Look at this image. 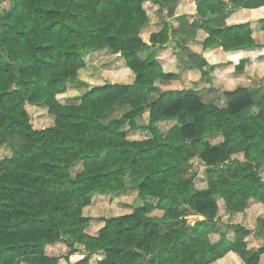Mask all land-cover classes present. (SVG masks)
<instances>
[{"label": "trees", "instance_id": "1", "mask_svg": "<svg viewBox=\"0 0 264 264\" xmlns=\"http://www.w3.org/2000/svg\"><path fill=\"white\" fill-rule=\"evenodd\" d=\"M176 1L9 0L0 9V145L12 149L0 168V264H89L99 253L104 257L97 264H214L231 255L258 264L264 244L249 249L252 230L240 224L231 226L235 236L229 239L218 212L219 201L226 214L247 216L264 207V74L255 88L244 85L245 78L222 86V107L203 102L193 88L159 89L149 101V88L179 79L180 72H164L155 57H139L140 50H164L172 41L166 21L150 25L144 4L171 14ZM194 3L195 31L178 37L193 56L209 48H261L252 34L264 32V18H245L264 2L240 7L231 16L240 20L222 27H214L209 15H225L227 0ZM89 54H96V73H88L80 96L69 93L67 84L79 81ZM118 58L120 69L103 68ZM218 66L201 57L187 69L211 83ZM59 95L79 101L64 103ZM27 104L44 108L53 123L34 128ZM121 105L128 110L105 123ZM156 123L175 129L178 138H162ZM136 131L145 136L130 139ZM216 136L223 140L210 144ZM234 142L243 145L234 150ZM197 165L207 173L202 189L194 182ZM182 168L193 175L180 177ZM129 190L143 202L128 214L98 218L97 232H87L93 219L83 210L93 197ZM256 214H249L253 232L264 238V217ZM188 215L203 219L189 225ZM214 233L218 238L211 240ZM59 244L67 251L47 252L61 250ZM79 246L87 254L71 262Z\"/></svg>", "mask_w": 264, "mask_h": 264}, {"label": "rangeland", "instance_id": "2", "mask_svg": "<svg viewBox=\"0 0 264 264\" xmlns=\"http://www.w3.org/2000/svg\"><path fill=\"white\" fill-rule=\"evenodd\" d=\"M263 2L264 0H238V1L230 0L228 1V4L224 9L225 15L217 14V15H209V16H211L212 24L214 27H222L226 24L225 21H226L227 15L231 13L233 10L240 8V7H244L246 5L255 6ZM9 3H10L9 0H0V9L8 7ZM172 6H173V9H172L171 14H168V10L166 8H163L162 10H160L162 13L161 14L159 13L160 14L159 16L157 15V19L165 20L166 16H168L169 19L173 18L172 20L175 25L173 24L172 34L174 38L172 42L169 44V48L172 50L174 57L179 65L181 66L197 65L201 61V57L205 58L204 55H202L200 58L193 56V54L188 48L178 43V41L176 40V36L181 33L193 32L196 28L198 17L196 15L195 16H184L180 9L181 7L178 4V1L173 2ZM221 7L222 6H219V8ZM255 39L259 43L264 44V33L259 32L255 34ZM104 53L105 51L101 52L99 54V57L102 56ZM154 54H155V49L140 50L138 52L139 57L145 61L152 59L154 57ZM96 59H97L96 54H89V55L84 56V61L87 63L88 68H86L85 70L82 71V73L79 74V77H78L79 81L77 83L67 84L69 93L76 92L80 96L86 90L87 85H84V84L85 83L89 84V82H87L86 76L88 75V73H91V74L92 72L96 73L97 68L93 66L94 64H96ZM232 60L235 63L234 70L227 71V72H229V74H235V73L237 74V72H240L242 68L241 56L240 55L233 56ZM122 65H123V59L118 58L114 63L109 64V65L105 63L102 66H105L103 68H105L106 70L112 71V70L120 69ZM199 85L201 89L199 90L198 93L203 102L208 103V104L211 103L218 107L224 106L225 101H224L222 90L209 87L210 83L206 80V78L202 79L199 82ZM257 85L258 84H257L256 79H253L250 82L251 87L255 88L257 87ZM202 87H205V88H202ZM152 93L158 94L159 93L158 87H153V88L148 89L147 98L150 101L153 100L150 97ZM57 98H59V100L64 103H71V102L76 103L79 101L77 99L78 97L75 98V97H71L70 95H59L57 96ZM26 109L30 117V122L34 128H44V127L50 126L53 123V117L50 116L44 108L27 104ZM127 110H128L127 105H121L115 108L103 121L107 123L111 119L118 118ZM155 125H156L158 132L161 134L162 138L166 140H176L178 138L177 134L174 131L175 129L168 128V126L160 125L159 123H156ZM144 136H145V132L143 131H136V132L128 133V137L130 139H140V138H143ZM222 140L223 138L221 136L208 138L209 143L213 145L218 144ZM242 145L243 144L239 142H234L232 143L231 147L232 149L236 150L240 148ZM11 154H12V149L8 143L0 145V168L2 167L3 164L7 163V160L10 158ZM78 169L79 168L77 165L76 167L72 169V171H76ZM197 170L198 171H197V175L195 177L194 182L198 189H202L207 184V173L203 166L197 165ZM220 172L221 174H224L225 172H227V168L221 167ZM191 175H193L192 168H182V170H180V177L186 178ZM263 176H264V173H263ZM141 202H143V199H141L137 195L135 190H129L128 192L120 194V195H114V194L95 195L93 197V200L90 206L86 207L83 210V214L86 217H90L93 219L91 221L89 228L87 229V232L94 233V234L97 232L98 228L100 227L102 223L99 221L98 218L128 214L132 211V209L136 205L140 204ZM255 209L258 210L255 216L262 215V214L264 215V212H260V210H264V207L258 205L256 207L251 208L250 210H255ZM218 213L221 218V221L219 224L220 227L223 230H225V228L228 226L225 231L226 236L228 238L234 239L235 233H233L231 226L239 224L241 221L242 215L239 213H232V214L224 213V208H223L221 201H219V212ZM153 214H158V212L155 211L153 212ZM251 218L254 222V217H251ZM185 219H186L187 224L193 225L196 221L202 220L203 217L195 216V215H188L185 217ZM253 222H251L252 224L250 226L252 230V235L250 234L251 236L249 235L246 238L247 239L246 241H247V246L249 249H258L261 246H263L264 238L260 237L257 232H253V228L255 227ZM210 238L211 240H215L218 238V234L216 233L211 234ZM58 246L63 251H61L60 249H57V247H53L52 249L50 247H47V252L51 251V253L60 254L61 252L67 251L64 245L59 244ZM78 248H79V251L72 254L69 257L71 262L80 260L87 254V251L82 246H79ZM103 257H104L103 253L93 254L89 257V264H97V262ZM214 264H242V263L239 261L238 257L231 255L229 259L227 258L223 260L221 259L215 262ZM258 264H264V254L261 255Z\"/></svg>", "mask_w": 264, "mask_h": 264}, {"label": "crops", "instance_id": "3", "mask_svg": "<svg viewBox=\"0 0 264 264\" xmlns=\"http://www.w3.org/2000/svg\"><path fill=\"white\" fill-rule=\"evenodd\" d=\"M227 1H229V0H227ZM178 4L180 5V7H181L180 9H181L184 16H195L196 15V5L194 3V0H179ZM144 6L148 10V13L150 16V25L151 26H154V25H157L163 21H166L170 27V31L172 32V27L174 24L173 20H172L173 18L169 19L168 16H166L165 20L164 19H157V15L159 16L162 13L160 11L163 9L162 7L154 5V4L149 3V2L145 3ZM238 9H242V8H237L227 15L228 17H226V21H225L226 24L233 22V20L234 21L240 20L239 18L234 19L231 17L234 14V12ZM250 10H251V13H250V15H247V17L245 18L246 20L264 18V6L263 5L256 7V8H252ZM156 12H158V13H156ZM193 32L181 33V34H192ZM259 32H263V31L255 30L253 32L252 36L254 37V39H255V34H257ZM179 36H180V34H178L176 36V40L178 41V43L182 44L178 39ZM173 38H174V36L172 34V40H173ZM256 42L259 44L258 46L261 45V48L259 47V48H255L252 50H238V51H232V52H223L220 48H209V49L201 52V54L204 55L206 61L209 64H219V66L215 69V71L212 75V82L210 83L209 87L217 88V89L223 91L222 86L234 85L236 79L245 78L246 83L244 85H250V82L253 79H258L260 76H262L264 74V58L263 57L259 58L258 56L263 53L264 44L259 43L257 40H256ZM184 47L188 48L191 51V53H193L194 50L191 49L190 46H184ZM152 49H155V48H152ZM197 50L198 49H196L195 51H197ZM155 53H156V55L154 54V57L158 61V63L160 64V66L164 72H175V73L180 72V77L177 80H170V81L169 80H167V81L161 80L160 83L158 84L159 85L158 90L159 89L168 90V89L193 88L194 90L198 91L199 89H201L199 82L202 79L200 78V73L198 72V70L193 69V68L187 69V67H195L196 65H194V66H181V65H179L177 63L175 57H174L172 50L169 48V46L167 49H164V50L156 51V49H155ZM237 55L241 56V62L244 59L245 60L247 59V62L249 60V62L246 64L245 69L242 72H237V74L236 73L235 74H229V72H227V71H233L234 67H235V63L232 60V57L237 56ZM198 58H200V57H198ZM181 70H182V72H181ZM244 73L247 75L249 74V76L246 77ZM214 78H215V81H214ZM202 88H205V87H202ZM158 96H159V93L158 94L152 93V95H150L151 99H153V100L156 99ZM159 124L163 125L161 123H159ZM252 211L253 210L247 211V216H246L245 212L239 213L242 215L241 221L239 224L244 226L247 229H251L250 228V226L252 224L251 222H253V220L251 218H249V214ZM257 212H258V210H257ZM260 212H264V210H260ZM259 216L263 217L264 215L262 214ZM251 235H252V233H251ZM229 239H233V238H229Z\"/></svg>", "mask_w": 264, "mask_h": 264}]
</instances>
